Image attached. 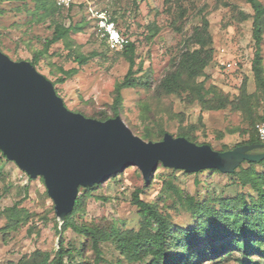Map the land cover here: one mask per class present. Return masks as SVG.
<instances>
[{"label": "rangeland", "instance_id": "1", "mask_svg": "<svg viewBox=\"0 0 264 264\" xmlns=\"http://www.w3.org/2000/svg\"><path fill=\"white\" fill-rule=\"evenodd\" d=\"M89 8L107 11L116 20L121 33L130 43H135V70L141 69L136 76L150 82L148 88L122 92L120 116L135 134L140 137L144 129L149 128L177 137L181 128L188 129L196 124L199 127L194 133L196 144H209L217 151L232 150L249 140L250 122L239 112L230 108L207 112L202 111L199 104L188 105L177 96L160 100L153 97L154 88L169 69L172 59L184 48L193 28L200 25L203 18L210 23L215 52L212 64L198 82L207 78V86L215 85L231 100L237 99L246 82L248 93L259 96L252 69L256 52L252 20L240 22L236 19L237 11L253 13L246 0H173L171 3L166 0H76L71 12L62 11L60 22L66 27L81 25L82 31L71 34L73 44L70 48L63 41L51 46L36 68L55 82L59 96L71 111L99 120L101 113L113 115L115 87L127 75L129 62L98 35L96 20L92 19ZM33 11L31 0H7L0 5V12H3L0 13V50L14 61L31 62L34 54L43 50L46 41L53 36L51 19H39ZM182 11L185 14L180 18ZM56 19L59 20L58 16ZM74 51L88 58L85 65L76 62L75 55H71ZM262 58L264 68V41ZM73 70L76 73L65 83L58 82L66 72ZM201 117L202 122H199ZM248 130L250 135L245 132ZM256 168L264 172V165ZM171 174L172 169L160 165L154 180L146 185L139 169L127 168L88 195L82 218L77 217V221L137 230L140 217L138 208L132 203L133 193L144 189L142 199L168 206L174 221L187 226L192 223L190 215L169 191L162 190L164 180ZM174 175V183L185 195L199 199L219 200L242 191L241 186L232 184L231 177L220 173L177 171ZM16 204L19 209L27 210L32 218L16 230L6 229L7 219L0 218V264L17 263L36 250L57 251L60 236L52 211L54 204L47 196L45 183L40 177L31 180L0 152V213ZM64 238L74 251L76 264H128L110 242L101 244L102 256L96 259L91 250H86L82 257L78 254L85 241L83 236L68 231ZM242 260V253L234 252L224 262L203 264H243ZM254 261L261 260L255 256Z\"/></svg>", "mask_w": 264, "mask_h": 264}, {"label": "trees", "instance_id": "2", "mask_svg": "<svg viewBox=\"0 0 264 264\" xmlns=\"http://www.w3.org/2000/svg\"><path fill=\"white\" fill-rule=\"evenodd\" d=\"M4 1L7 0H1L0 5ZM31 1L34 4V15L42 20L50 18L54 27L52 38L46 41L43 50L37 51L33 56L31 63L37 67L43 57L48 54L51 46L63 41L70 48L73 44L71 34L81 32L82 26L66 27L60 22L62 11L66 10L69 13L74 5L70 8H64L58 6L56 0ZM166 2L171 3L173 0H166ZM246 2L250 5L253 13L237 11L236 19L240 22L252 20V36L256 48L252 69L259 96L248 93L246 82L235 100H231L215 85L207 86V78L198 82V79L205 76L206 69L212 64L215 52L210 23L207 18H203L202 23L193 28L191 37L187 39L184 48L178 55L172 59L169 69L157 83L153 93V97L157 100L177 96L188 105L199 104L202 111H221L230 108L234 112L241 113L244 120L250 122L252 132L249 140L240 146L255 143L264 144V141L260 140L256 128L258 124L264 123V68L262 58L264 3L260 0H246ZM184 12H181L180 18L184 17ZM57 16L59 20L56 19ZM112 20L116 23L113 17ZM103 41L106 42L105 39ZM120 52L121 56L129 62V71L125 78L116 84L114 103L111 107L113 115L101 113L99 115L101 121L120 115L123 90L150 87V82L144 80V77L136 76L141 69L135 70L137 66L135 43H129ZM71 55H75V60L80 65H85L88 61V58L75 51L71 52ZM75 73L76 70L66 72L64 77L58 79V82L65 83ZM53 84L55 85V82ZM260 109L261 112H259ZM199 122H202V117ZM198 128L196 124L191 125L188 129L181 128L177 137H185L196 143L194 133ZM245 132L250 135L249 130ZM166 133L164 130L153 131L146 128L140 137L145 141L157 142L161 141ZM228 150L222 149L220 151ZM0 152L2 153L1 150ZM2 155L6 158L3 153ZM245 165H247L246 168ZM260 165H264V161L259 163L245 162L233 174H223L218 170H205L227 175L231 177L232 184L242 188L240 193L237 192L235 195L226 196L219 200L199 199L185 195L182 189L174 183V173L180 170L172 169L173 174L164 180L162 190L164 192L169 191L174 200H177L178 204L190 215L192 223L187 226L177 224L174 221L168 206L161 205L159 201L149 202L142 199L141 195L144 193V189H138L133 193L132 203L138 208L140 217V225L137 230L118 228L112 224L103 227L79 223L77 217L82 218L81 214L84 212L88 195L103 184L95 185L92 188L81 187L74 211L66 217L65 222L61 224L57 217L54 218L60 236L58 250L54 252L36 250L31 255L24 256L17 263L12 264H76L74 251L70 247V243H67L64 238V234L68 231H73L85 238L78 252L81 257L86 250H91L95 253L96 259H100L102 256L101 244L110 242L116 246L128 264L224 262L234 252L242 253L243 264H264V172H260L256 168ZM182 172L190 174L185 171ZM118 175L112 176L110 179ZM30 179L32 180V178ZM197 184L200 182L197 181ZM161 200L164 201V197ZM165 202L170 201L165 200ZM2 216L7 219L5 228L15 230L32 218L27 210L19 209L17 204L2 211L0 218ZM255 256H258L261 261H254Z\"/></svg>", "mask_w": 264, "mask_h": 264}, {"label": "water", "instance_id": "3", "mask_svg": "<svg viewBox=\"0 0 264 264\" xmlns=\"http://www.w3.org/2000/svg\"><path fill=\"white\" fill-rule=\"evenodd\" d=\"M0 150L30 178H43L61 224L74 211L81 187L104 184L130 167L150 184L160 164L190 174H233L245 162L264 161V144L221 152L170 133L145 141L120 115L101 121L73 112L31 62L2 51Z\"/></svg>", "mask_w": 264, "mask_h": 264}, {"label": "built area", "instance_id": "4", "mask_svg": "<svg viewBox=\"0 0 264 264\" xmlns=\"http://www.w3.org/2000/svg\"><path fill=\"white\" fill-rule=\"evenodd\" d=\"M57 5L64 8H70L75 5L76 0H56ZM92 19L96 20L97 33L106 40L108 46L116 51H122L130 40L118 29L117 24L107 11H99L89 8ZM261 141H264V123L256 126Z\"/></svg>", "mask_w": 264, "mask_h": 264}]
</instances>
